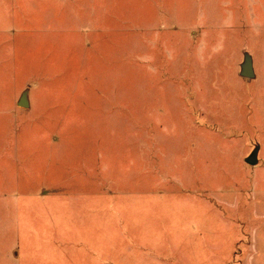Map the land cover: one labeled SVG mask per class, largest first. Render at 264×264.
Segmentation results:
<instances>
[{"label":"rangeland","instance_id":"1","mask_svg":"<svg viewBox=\"0 0 264 264\" xmlns=\"http://www.w3.org/2000/svg\"><path fill=\"white\" fill-rule=\"evenodd\" d=\"M0 264H264V0H0Z\"/></svg>","mask_w":264,"mask_h":264},{"label":"water","instance_id":"2","mask_svg":"<svg viewBox=\"0 0 264 264\" xmlns=\"http://www.w3.org/2000/svg\"><path fill=\"white\" fill-rule=\"evenodd\" d=\"M244 62L241 67V76L249 79H253L255 77L254 69H253V59L249 53H245ZM22 105H25V100L21 102ZM258 152L259 149L256 148L252 154L247 158V163L251 165H256L258 163Z\"/></svg>","mask_w":264,"mask_h":264}]
</instances>
